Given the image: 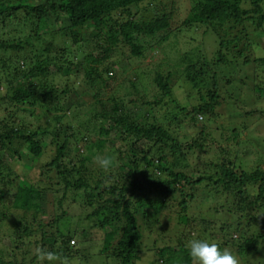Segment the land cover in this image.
<instances>
[{"label": "rangeland", "instance_id": "rangeland-1", "mask_svg": "<svg viewBox=\"0 0 264 264\" xmlns=\"http://www.w3.org/2000/svg\"><path fill=\"white\" fill-rule=\"evenodd\" d=\"M198 1L147 0L138 9L134 6L136 16L142 19H151L157 15L169 13L172 16L170 28L156 37L141 36L137 40L143 46V56L133 55L129 46L123 43L115 46L108 60V62H114L115 74L114 78L107 79V82H99L89 87L84 86L81 78H77L76 75L67 77L65 74H60L61 77H56L59 87L64 88L69 85L66 87L68 95L63 96L62 99L65 104L71 105L70 110H67L70 112L61 123L62 126L69 128L68 134L70 135L68 155L64 161L69 162L71 159H76L80 152H90L93 155L91 154V160L87 162L85 172L96 178H103L101 174L99 175L101 168L94 162L97 155L110 158L114 154L113 150L116 149H122L124 154L129 155L130 142H125L124 136L116 130L111 134L103 135V139H107L105 144L98 143L91 146L88 143V141L95 142L99 135L98 132L96 136L91 131L87 132L95 122L92 117L95 113L93 107L96 98L94 99L93 96L99 95L97 98L108 106L114 103V96L122 98L127 107L138 112L141 117L139 121L145 122L148 119V123L155 121L163 124L183 145L186 157L181 156L173 142H170L169 146L165 144L155 146L151 143L148 148L152 146V153L167 155L168 166L174 167L176 171L185 172L194 180L204 177L202 182L194 185H185L184 188H182L183 184L179 185L178 190L172 194H154L155 198L163 201L164 205L159 211L153 210L152 207L147 209V216L144 219L140 216L144 246L140 259L135 264H166L165 259H162L159 254L161 248L171 246L179 250L180 246H187L188 241L194 238L219 243L221 249L228 250L237 257L238 264H264V242L257 250H253L250 256L239 253L231 245H223L228 233H232L234 229V225L228 227V223H235L240 219L243 214L241 205L247 204L244 199L258 195L261 181L246 186L245 195L233 190L231 192L223 184L217 185L215 181L218 172L216 164L223 161L228 163L229 159L234 161L235 171L238 172L245 170L252 173L258 167L264 169V116L261 112L255 111L256 108L264 109V96L254 92V82L246 77L245 71L251 68L254 72L255 64L248 69L239 65L232 71L224 68L223 71L228 74L223 76L224 78L218 76L217 92L220 95V104L217 105L215 111L209 114L192 112V107L199 105L202 100H200L199 87L193 88V85L189 83L187 65L190 61L198 60L202 52L214 56L218 49V38L210 30L208 32L206 30L203 32L204 29H190L186 32L178 30L183 27L181 24ZM262 5L264 7V0H262ZM243 6L246 9L253 7L251 0H246ZM25 16L26 14L20 13L17 22L25 19ZM53 21L47 24L50 29L53 28ZM23 23L24 21L20 24L15 23L13 28L24 27ZM244 26L248 35L245 36L246 33L241 36L239 50L235 52L242 50L252 60L264 58V34L261 35V31L257 30L255 32V25L251 21L246 22L242 27ZM35 27L36 24L33 25L34 32ZM28 29L29 27L26 26V30ZM82 31L88 39L87 42L81 45V48L68 43L69 50L85 55L99 54L101 48L95 41L97 38L92 37L96 29L90 27ZM12 34L13 38L17 36L18 40L23 37L15 31ZM167 34L170 38L167 41H161L160 37ZM229 34L230 37H234V32ZM11 37V35L0 36L6 39ZM106 39L105 37L104 40H98L101 46L108 45ZM252 42L255 44L252 45ZM199 44H204L200 51L196 49ZM186 52L189 54L187 58H184ZM3 55L4 58L9 57L10 51H6ZM258 63L255 67L259 75L257 82L260 83L261 80L264 81V62ZM157 70H160L163 75L173 73L170 79L172 85L170 96L163 94V90L156 84L154 78ZM209 72L213 73L214 70ZM248 73L250 74V71ZM129 80L135 81L138 88L135 89ZM212 82L210 75H207L203 89L205 95L210 89L214 91ZM0 90L7 91L4 85L0 87ZM77 90L82 95L79 100L75 93ZM157 100H159L157 104L148 103ZM181 107L187 110H182ZM24 108L28 109H20L11 120H16L20 124L25 123L29 133L49 126L53 129L56 123L51 122L50 118L54 112L47 113L40 107L29 109L27 106ZM8 116L9 113L0 108V119H6ZM104 123L108 125V121ZM203 131L205 134H202ZM64 135L65 133H61L62 139ZM83 137H86L85 140L88 141H83ZM39 139L44 149L39 157L34 156L30 146L22 144L21 140H15L11 147H5L0 151L2 172L0 174V195L5 192L4 200H0V258L6 263H13L17 260L23 261L24 254L26 256L24 264H63L60 255L56 257L52 250V244L42 241V227L40 229L38 226L41 223L43 228H46L47 234H52L48 238L56 236L58 230L61 229L75 239L76 244L72 243L73 253H78V256L71 258L67 264H117L110 256L113 248L107 253H102L106 233L111 228L102 229L99 218L92 215L94 208L86 203V191L73 189L67 191L62 171L49 168V163L57 154L58 141L50 133H43ZM196 141L201 142L205 147L200 148L195 144ZM189 145H193L194 148L189 149ZM13 146L19 150L18 154L14 153ZM90 147L92 151H89ZM153 157L155 162L159 163V156L153 155ZM163 164L165 165L166 162ZM118 167L117 165L110 166L103 170L120 177ZM160 170L157 166L153 171L163 179L171 178L167 172ZM5 175H7L6 179H4ZM22 179L33 183L42 193L41 213L35 221L33 212L23 219L24 211L13 207V196ZM184 198L188 203L186 209L182 206ZM136 210L140 212L141 209ZM250 211V214H255L256 218L249 223L245 221L244 224L245 227L249 225V234L253 236L264 229V209ZM182 215H186L189 221L181 220ZM17 223L27 226L35 223L36 225H32L34 233L31 237L24 236L22 240H18ZM233 234L237 239L243 235L241 232ZM118 240L119 234L116 235L113 243L116 244ZM58 242H55V245H60L59 240ZM42 252L53 253V259L49 261L47 258H42Z\"/></svg>", "mask_w": 264, "mask_h": 264}, {"label": "trees", "instance_id": "trees-1", "mask_svg": "<svg viewBox=\"0 0 264 264\" xmlns=\"http://www.w3.org/2000/svg\"><path fill=\"white\" fill-rule=\"evenodd\" d=\"M146 1L0 0V36H12L9 39L0 38V87L4 85L7 90L6 92L0 90V108L9 113L6 119H0V151L5 147H11L15 140H21L22 144L30 146L34 156L39 157L44 150L39 136L43 133L53 134L55 140L58 141V150L54 159L49 163V168L62 171L67 191L70 189L86 191V203L89 207L94 208L92 215L99 218L102 229L111 228L106 233L102 253H107L113 248L110 256L115 259L117 264H135L140 259L144 246L140 216L144 219L147 216V209L152 207L153 210L159 211L164 205L163 201L157 200L154 194H172L178 190L179 185L183 184L182 188L185 185H194L197 182H202L204 177L194 180L185 172L176 171L174 167L168 166L167 155L152 153V146L148 148L151 143H154L155 146L159 144L169 146V143L173 142L181 156L186 157L183 145L172 136L163 124L155 121L148 123V119L145 122L139 121L141 117L138 112L127 107L123 99L118 96H114V103H110L109 106L97 98L99 95L93 96L94 99L96 98L93 107L95 113L92 117L95 122L87 132L91 131L95 136L98 132L99 135L93 143L85 140L86 137H83V141H88L91 146L98 143L105 144L107 139H103L104 134H111L115 130L120 132L124 136L123 140L131 144L129 155L124 154L122 149H116L112 153H114L113 156H117H110L111 167L119 166L121 176L116 177L112 173L108 174L103 169L99 170V175L101 174L103 178L87 174L85 171L87 162L91 160L92 153L90 152H80L76 159L65 162L70 135L68 134L69 128L62 126L61 123L70 112L67 110H70L71 105L65 104L62 97L68 95L66 87L69 85L64 88L59 87L56 77H61L60 74H65L67 77L76 75L77 78H81L84 86L93 87L96 83H105L107 79L114 78L115 64L108 60L119 43L129 46L133 55L143 56V46L137 40L141 36H158L159 33L170 28L172 18L169 13H163L151 19L138 18L137 12L133 8L135 6L138 9ZM245 1L199 0L181 24L183 27L178 29L185 32L190 29H204L203 32L210 30L218 38V49L214 56L202 52L198 60L190 61L186 68L189 83L193 85V88L199 87L200 100H202L199 105L192 107V112L196 114L212 113L220 104V95L217 92L219 77L228 74L223 71L224 68L225 70L229 68L232 71L239 65L248 69L252 64L258 66V62H264V58L252 60L242 50L235 52L239 50L241 36L247 33L246 27H242L246 22L251 21L255 25L254 31H261V35L264 34L262 0H251L253 7L250 9L243 6ZM20 13L26 14L25 19H20L17 22ZM23 21L24 27L13 28L15 23L20 24ZM50 21L54 22L52 29L48 27ZM35 24L34 32L33 25L35 26ZM26 26L29 27L28 30H26ZM90 27L96 29V33L92 37L97 38L95 41L101 48L99 54L85 55L70 51L69 44L81 48V45L87 42L88 39L82 30ZM13 31L18 35L22 34L23 37L19 40L16 38L17 36L13 38ZM232 32H234V37L229 36V33ZM247 35L248 33L245 36ZM105 37L108 45L101 46L98 40H104ZM169 38L170 35L167 34L160 37V40L167 41ZM254 44L255 42H252V45ZM203 45L199 44L196 49L200 51ZM6 51H10V55L4 58L3 53ZM188 54L186 52L183 57L187 58ZM255 66L254 72L251 68L245 71L246 77L254 82V92L264 96V81L257 82L259 75ZM210 70H214V72H209ZM172 75V72L163 75L160 70H157L154 78L156 84L163 90V94L169 96L172 94L170 83ZM207 75H210L213 80L214 91L210 89L205 95L203 89ZM129 81L135 89L138 88L135 81ZM75 93L79 100L82 95L78 90ZM158 102L159 100L148 103L152 105ZM27 106L29 109L40 107L47 113L54 112L50 118L51 122L56 123L53 129H50L49 126L44 129L38 128L29 133L25 123L20 124L16 120H11L20 109L27 110L28 108H24ZM181 109L187 110L185 107H181ZM255 111L261 112L264 116L263 108H256ZM105 121H108V125L104 123ZM61 133H65L64 139L61 138ZM202 134H205L204 131ZM195 144L200 148L205 147L199 141H196ZM91 148L89 151H92ZM188 148L192 150L194 147L189 145ZM14 150V153H19L17 148ZM153 155L159 156V163L155 162ZM164 162H166L165 165ZM226 162L216 164L218 172L215 181L217 185L223 184L231 192L236 191L245 195L246 186L261 181L258 195L248 196L244 199L247 204L241 205L243 212L240 216L241 220L228 223V227L234 225V229H231L232 233H228V237H226L228 240L225 238L223 244L224 246L231 245L239 253L250 256L253 250H257L259 245L264 242V229L251 236L249 225L245 227L244 224L245 221L249 223L256 218L255 214H250V210L264 209V169L258 167L252 173L245 170L238 172L235 171L234 161L229 159L228 163ZM157 166L161 169L160 171L171 175V178L163 179L157 176L153 171ZM126 168L128 169L126 170ZM6 178L7 175L4 179ZM211 179L213 178L211 177ZM41 194V190L33 183L22 179L13 196V207L24 211L23 219L33 212L35 221L41 213ZM192 196L194 195L192 194ZM4 198L5 192H2L0 200H4ZM187 204L184 198L182 206L185 209ZM137 208L141 209L140 212H136ZM181 220L189 221L186 215H182ZM34 224L27 226L17 223L18 240H22L24 236L31 237L34 233L32 230ZM38 226L40 229L42 227V241L52 244V250L56 257L60 255L63 264H67L71 258L78 256V253H73L72 243L76 244V241L72 239V235L64 233L60 229L56 236L48 238L52 234H47L46 228H43L41 223ZM233 231L241 232L242 237L237 239L234 237ZM117 234H119V240L114 244ZM52 238L54 240H51ZM58 240L60 245H55L59 243ZM159 254L162 259H165L166 264H192L193 262L185 245L180 246L179 250L171 246L163 247L159 250ZM25 257L23 254V261L17 260L13 263H6L0 258V264H24Z\"/></svg>", "mask_w": 264, "mask_h": 264}, {"label": "clouds", "instance_id": "clouds-1", "mask_svg": "<svg viewBox=\"0 0 264 264\" xmlns=\"http://www.w3.org/2000/svg\"><path fill=\"white\" fill-rule=\"evenodd\" d=\"M94 162L101 169H108L112 164L111 159L104 155H97ZM186 247L193 264H238L236 256L221 249L215 242L194 238L188 241ZM41 256L49 261L53 259V253L50 252H42Z\"/></svg>", "mask_w": 264, "mask_h": 264}]
</instances>
